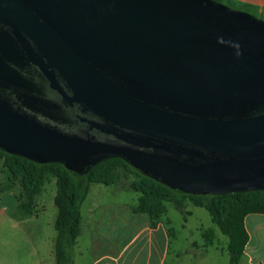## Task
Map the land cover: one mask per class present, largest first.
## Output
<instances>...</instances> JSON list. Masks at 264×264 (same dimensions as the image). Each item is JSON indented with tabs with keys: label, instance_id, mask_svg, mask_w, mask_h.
Instances as JSON below:
<instances>
[{
	"label": "water",
	"instance_id": "water-1",
	"mask_svg": "<svg viewBox=\"0 0 264 264\" xmlns=\"http://www.w3.org/2000/svg\"><path fill=\"white\" fill-rule=\"evenodd\" d=\"M0 150L264 191V21L216 0H0Z\"/></svg>",
	"mask_w": 264,
	"mask_h": 264
},
{
	"label": "rangeland",
	"instance_id": "rangeland-1",
	"mask_svg": "<svg viewBox=\"0 0 264 264\" xmlns=\"http://www.w3.org/2000/svg\"><path fill=\"white\" fill-rule=\"evenodd\" d=\"M222 4L242 10L264 21V17H260L254 12L234 7L225 1ZM24 178L25 172H22L18 178H14L4 168L3 162L0 163V202L9 205L13 211L19 204L29 202L24 188ZM136 179L137 176L131 174L128 177L122 176L115 185L106 186L99 183L91 185L88 197L81 208V235L85 241L88 240L89 235L95 233L102 238L107 236L108 242L115 240L116 246L122 247L137 233L138 229L153 224L152 215L135 210L139 204V196H141L140 192L131 187L132 182ZM165 204L167 212L158 221L167 226L173 239L172 251L176 257L173 261V255H170L167 264L229 263V237L222 233L205 208L196 207L190 200L186 201L182 209L177 208L172 202L167 201ZM64 206L61 179L58 175L50 174L42 193L34 197L36 213L33 221L26 224L29 228L34 225L32 230H27L29 240L25 241L24 238L16 240L17 237H20L19 235L23 234L22 231L27 229L25 226H15L13 223L10 232L6 227L4 233L7 236L10 234L12 237L14 264L20 258L23 263H37V251L42 236V231L38 230L37 226L41 227L53 219H58ZM257 210L264 212V204L258 206ZM0 230L1 232L4 230L1 222ZM20 251L24 253V256L23 253L21 256L17 255ZM104 251L105 249H102V252ZM84 264H89V261L86 260ZM238 264H245L243 257Z\"/></svg>",
	"mask_w": 264,
	"mask_h": 264
},
{
	"label": "trees",
	"instance_id": "trees-1",
	"mask_svg": "<svg viewBox=\"0 0 264 264\" xmlns=\"http://www.w3.org/2000/svg\"><path fill=\"white\" fill-rule=\"evenodd\" d=\"M216 1L222 3L224 0ZM244 10L254 12L250 8ZM1 162L14 178H18L22 172H25L24 188L29 202L18 205L16 217L19 219L31 218L35 215L34 197L42 193L48 176L55 174L60 177L65 206L55 226L58 233L57 264H72V249L81 231V208L88 197L91 185L94 183L115 185L122 176L128 177L131 174L137 176L131 184L132 189L141 193L135 210L152 215L154 225L167 212L165 204L167 201L174 203L180 209L184 208L187 200L192 201L196 207L205 208L222 233L229 237L230 261L228 264H238L244 255L249 241L245 225L246 217L250 214H264L263 211L257 210L258 206L264 204V191L227 195L186 194L142 174L119 158L105 161L86 174L72 172L63 164L32 162L2 150H0Z\"/></svg>",
	"mask_w": 264,
	"mask_h": 264
},
{
	"label": "crops",
	"instance_id": "crops-1",
	"mask_svg": "<svg viewBox=\"0 0 264 264\" xmlns=\"http://www.w3.org/2000/svg\"><path fill=\"white\" fill-rule=\"evenodd\" d=\"M224 1L240 9L250 8L258 16L264 17V0ZM16 210L13 211L9 205L0 202V219H2L0 222L4 227L3 232L0 230V264H14L12 237L10 234L7 236L4 233L6 227L10 232L13 223L15 226H25L27 229L24 232L21 230L23 234L16 238V240L24 238L25 241L29 240L27 230L34 228V225H31L30 228L27 225L29 221H33L35 215L31 218L19 219L16 217ZM56 221L57 219H53L41 227L37 226L38 230L42 231V236L37 251L36 264H57L56 240L58 233L55 227ZM245 225L249 234V241L243 255L244 263L264 264V214L248 215ZM172 243L173 239L167 226L160 221L156 225H147L138 229L137 233L122 247L116 246L115 240L108 242L107 236L102 238L95 233L89 235L88 240L85 241L80 231L72 249V264H84L86 260L89 261V264H167L170 255H173V261L176 258L172 251ZM102 249L105 251L102 252ZM21 253L23 252L20 251L17 255L21 256ZM16 264L27 263H23L20 258Z\"/></svg>",
	"mask_w": 264,
	"mask_h": 264
}]
</instances>
